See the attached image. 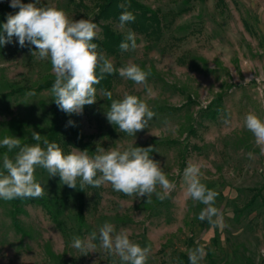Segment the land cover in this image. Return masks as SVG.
I'll return each instance as SVG.
<instances>
[{
    "label": "rangeland",
    "instance_id": "obj_1",
    "mask_svg": "<svg viewBox=\"0 0 264 264\" xmlns=\"http://www.w3.org/2000/svg\"><path fill=\"white\" fill-rule=\"evenodd\" d=\"M104 1L40 0L38 6H55L76 20L92 19L98 26L97 51L116 69L129 63L150 68L146 84L139 85L115 72L110 92L113 99L136 95L156 115L135 136L120 132L106 118L111 101L98 91L96 102L74 116L91 145L89 155L100 147L152 146L150 158L160 163L175 189L163 201L153 195L147 204L146 195L126 196L110 184L86 186V222L80 224L76 190L37 167L35 177L45 194L24 206L20 230L12 221L11 202L0 199V264H122L100 247L99 229L105 222L151 249L146 264H186L180 254L188 255L198 244L207 251L200 264H264V152L243 123L249 112L264 120V0H225V7L218 0H139L160 11L161 31L151 26L142 30L133 22L121 28L119 17H99L98 5ZM3 5L10 0H0ZM105 23L125 39L134 32L136 49H119L118 54L102 49ZM34 51L33 45L20 47L15 37L0 45V140L12 135L22 142L32 139L28 145H34L32 132L43 137L49 127L51 88L34 96L8 94L7 84L36 88L55 77L50 60L37 59ZM222 93L221 106L213 105ZM74 148L84 151L70 145L63 152ZM17 151L8 154L14 157ZM5 152H0V168ZM189 163L201 165V182L218 193L215 206L226 226L198 219L205 205L185 196L183 173ZM44 204H50L51 212ZM93 232L95 251L84 254L71 247L73 236L86 240Z\"/></svg>",
    "mask_w": 264,
    "mask_h": 264
},
{
    "label": "clouds",
    "instance_id": "obj_2",
    "mask_svg": "<svg viewBox=\"0 0 264 264\" xmlns=\"http://www.w3.org/2000/svg\"><path fill=\"white\" fill-rule=\"evenodd\" d=\"M35 3H22L21 0H10V7L18 8L15 14L7 16L0 33V45L11 43L17 38L19 46L28 42L37 51L32 52L39 60H50L55 80L50 92L58 108L67 114H81L85 105L96 102L97 89L94 85L104 79L105 74L118 72L119 76L133 81L135 84H146L151 75V69L142 70L140 66L129 63L116 69L113 62L103 53L97 51L98 44L93 40L97 37V24L92 19H72L67 13L55 6H38ZM130 5L121 4L127 8ZM135 16L130 11H123L119 16L120 27L133 22ZM3 33H6L4 35ZM122 51L136 49L135 33L129 31L125 41L119 45ZM149 94L151 90L149 89ZM27 96L36 95L30 91ZM103 95L111 101L106 112L109 123L118 126L120 132L130 136L147 128L148 122L156 113L150 109L147 102L136 95L125 94L122 99H113L110 91ZM225 123L229 121L225 120ZM244 126L255 137L257 146L264 152V120L255 113L249 112L244 117ZM72 124V121H69ZM33 140L41 143L34 145L22 144V140L14 136H5L0 140V147H6L0 168V199L12 201L15 199H36L45 192L41 183L37 182L35 171L37 167L47 171L49 177L59 176L62 184L76 188L77 180L80 187H100L110 184L114 191L126 196H147V204L152 203L155 195L160 201L167 198L175 189L160 163L150 158L154 151L152 146L129 147L121 151L119 148H97L95 155H89L87 150L74 148L65 154L59 144L49 142L46 136L32 132ZM18 149L14 157L9 152ZM254 159V154H247ZM201 165L189 163L184 169L183 180L186 185L185 196L205 207L199 213L198 219L207 220L212 226L222 224L221 210L215 206L218 193L207 188L201 182ZM162 191H157V188ZM100 247L110 255L118 256L122 264H146L151 249L141 247L129 239L127 230L115 232L111 223L105 222L99 229ZM71 247L87 254L95 251L97 233L93 232L88 239L73 236ZM207 256L205 246L198 244L189 250L190 264H200Z\"/></svg>",
    "mask_w": 264,
    "mask_h": 264
},
{
    "label": "trees",
    "instance_id": "obj_3",
    "mask_svg": "<svg viewBox=\"0 0 264 264\" xmlns=\"http://www.w3.org/2000/svg\"><path fill=\"white\" fill-rule=\"evenodd\" d=\"M193 0H185L186 3H190ZM219 6L225 7L226 2L225 0H218ZM121 4L130 5L129 7L122 8L120 7ZM99 14L98 16L101 18H104L105 20L112 19V18H118L120 14L127 10L134 14L135 20L133 21V24L137 25L142 30H145L148 27H152V30L155 29L157 31L162 30V16L160 14V11L154 10L147 5L141 3L139 0H105L102 3H99ZM186 7L185 9H187ZM18 8H12L10 5H3L0 7V33L3 32V24L7 21V16L9 14H15L18 12ZM102 31H103V41L101 42V48L104 49L109 54H118V50L120 49L119 45L121 42L125 41L124 35L116 32L113 30L112 26L109 23H105L101 25ZM6 35V33H3ZM32 45L28 42L25 43V48H29ZM114 73L113 74H105L104 79L100 81L99 84L94 85V87L97 89L96 96L98 95V91H110L113 86L114 82ZM55 80V77L53 79L45 80L44 82L40 83L38 87H21L16 86L14 84H7L9 87L8 94L11 93H27L30 91H41L43 89L51 88ZM224 94H219L218 97L215 99L213 105L217 104V106H221V103L223 101ZM54 97L51 102L50 106V123L49 127L44 134L46 138L49 140V142H55L59 144V146L66 150L68 146L74 145L81 149L87 150L88 152L91 151V145L86 140L85 135L83 134L79 123L76 119V117L73 114H67L64 111L60 110L58 106L53 101ZM85 105L84 107H86ZM220 109V108H219ZM219 109H214L211 114L213 117H216V115L219 112ZM69 121H72V124H69ZM192 132H195L196 129L193 126L191 129ZM43 139V137H42ZM32 139H27L22 144H28ZM176 142V141H172ZM38 143L42 144V140ZM6 147H0V152L6 151ZM14 150V149H13ZM183 163L186 162V155L183 156ZM185 160V161H184ZM183 164V165H184ZM184 167V166H183ZM57 178L60 180L59 176L57 175ZM68 187L67 185H65ZM78 194L77 199V207H78V221L80 224H84L86 222V216L84 213L85 206H86V186L81 188L80 187V181L77 180V186L74 188ZM260 195V193H259ZM34 201V199L26 198V199H15L10 201L11 202V217L12 221L16 227L17 230H20V217L19 215L23 212L24 206L27 204H30ZM44 207L51 212L50 204H44ZM181 260H183L186 264H190L188 255L185 253L180 254Z\"/></svg>",
    "mask_w": 264,
    "mask_h": 264
}]
</instances>
